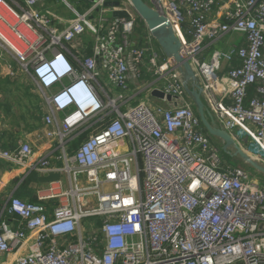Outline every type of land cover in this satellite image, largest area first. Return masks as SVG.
<instances>
[{"label":"built area","instance_id":"built-area-1","mask_svg":"<svg viewBox=\"0 0 264 264\" xmlns=\"http://www.w3.org/2000/svg\"><path fill=\"white\" fill-rule=\"evenodd\" d=\"M62 1L72 18L54 2L0 0V76L26 77L58 149L33 159L22 141L0 146V160L61 173L36 201L9 197L3 214L19 223L0 222V264L20 248L11 264H264V181L223 163L184 72L132 0H88L84 10ZM160 2L196 73L189 85L264 165V0ZM109 9L128 16L106 19ZM232 32L244 42L205 60Z\"/></svg>","mask_w":264,"mask_h":264},{"label":"water","instance_id":"water-1","mask_svg":"<svg viewBox=\"0 0 264 264\" xmlns=\"http://www.w3.org/2000/svg\"><path fill=\"white\" fill-rule=\"evenodd\" d=\"M132 2L135 10L139 13L141 18L147 24L148 28L152 31L163 52L166 55L173 57L178 63L179 69L184 72L186 78L185 88L192 96L197 113L200 116L201 122L206 132L211 137L217 138L222 142V149L225 152L241 158L246 164L253 167L264 176V165L251 157L236 141L232 134H230L229 131L215 122L212 112L208 109L206 103L203 100L201 85L196 83L192 87L189 85V82H195L197 80V76L188 59L181 55V42L177 37L169 19L165 15L160 14L145 0H132ZM104 5L107 7L118 6L119 1H106ZM102 16L106 19H114L127 17L128 13L123 10L109 9ZM160 23L165 24L157 27V25ZM96 60L99 61L98 56L96 57ZM152 95L155 97H164V93L159 90H154ZM170 98L171 96L168 95V99ZM60 177L61 173L59 171H50L39 174L38 180L41 183H47L57 181L60 179Z\"/></svg>","mask_w":264,"mask_h":264},{"label":"rangeland","instance_id":"rangeland-1","mask_svg":"<svg viewBox=\"0 0 264 264\" xmlns=\"http://www.w3.org/2000/svg\"><path fill=\"white\" fill-rule=\"evenodd\" d=\"M73 5L80 7V10H84L90 6V2L88 0H82V4L79 3V0H68ZM153 4H158L155 0H152ZM53 7L56 9V12L65 18H72L74 14L72 12L66 11V5L62 0H53ZM146 2L151 5V0H146ZM82 6V7H81ZM162 12V10H161ZM95 18H99L98 12L94 13ZM139 24H146L145 22H139ZM244 42V35L237 32H232L227 34L223 39L216 42L213 46L207 49V56L204 58L205 60H209L208 57L214 52L215 50H228L233 44H242ZM156 49L159 52L160 56L162 57V52L160 46L156 44ZM0 76V127L4 130H9L8 127L10 126L11 130L13 129H21L23 132L30 129L32 126H36L40 124V118L38 116H34V112L37 109V96L32 92L31 88L24 87L21 81H25L26 77L21 74L20 80L18 79H11ZM28 83V81H26ZM24 83V82H23ZM116 92H120V88L115 87ZM144 94H142L136 101L142 98ZM155 104H163L162 101L157 100L155 98L152 99ZM136 101H133L135 103ZM5 132V131H3ZM213 138V137H212ZM211 141L217 145L218 147L222 145V142L214 138ZM223 146V145H222ZM222 146L220 147L222 149ZM220 149L221 157L223 159V163L225 165L233 166V167H241L244 168L242 165H246L253 175L264 181V176L257 172L253 167L249 166L237 156H233L228 154L227 152H222ZM65 179V176H63ZM87 233V232H85Z\"/></svg>","mask_w":264,"mask_h":264},{"label":"crops","instance_id":"crops-1","mask_svg":"<svg viewBox=\"0 0 264 264\" xmlns=\"http://www.w3.org/2000/svg\"><path fill=\"white\" fill-rule=\"evenodd\" d=\"M51 2H53V0H45L46 5L50 4ZM153 8H155L154 5ZM63 23L64 22L58 23V25L63 26ZM87 38H88L87 36H82L81 39H78L76 41L78 47H81L84 41L87 40ZM89 53L90 52H88V54ZM21 83L24 87L31 88V86L28 85L27 83H23L22 81ZM34 94L37 96V100H36L37 109L35 110L33 115L38 117L40 115L39 117L40 124L36 126H32L30 129H28L25 132H23L21 129L18 128L11 130L10 126H6L9 128V130H6L5 128L3 130L0 127V146L5 149H11L15 146H18L20 142L26 141L35 150L34 155L32 157L33 159H37L43 155L54 156V154L58 152L57 141L44 136L45 129L47 128V127L45 128V124H44V114L46 112V107L44 106L41 98L36 93ZM215 122L218 125H220L216 121V119ZM32 171L34 170H31L27 166L13 167L9 162L0 160V222L1 220H8L10 221L11 225H15V226L19 223L18 218L17 219L15 217L8 218L6 215H4L3 208L5 204L8 202L9 197L11 195L17 194L20 186L23 184L24 180L29 176V174ZM46 184L39 182L37 178L36 181H33L29 185V188H31L33 192L36 193L39 187L46 186ZM22 198L30 199L28 197H22ZM52 202L53 201H50L49 203ZM22 252H25V249L23 248L15 249L13 252L3 256L2 260L4 259L8 260L9 261L8 264H11L10 263L11 260Z\"/></svg>","mask_w":264,"mask_h":264},{"label":"trees","instance_id":"trees-1","mask_svg":"<svg viewBox=\"0 0 264 264\" xmlns=\"http://www.w3.org/2000/svg\"><path fill=\"white\" fill-rule=\"evenodd\" d=\"M7 80L10 81L9 78H7ZM41 110V109H40ZM40 117V115H39ZM222 146V145H221ZM222 152L224 153L225 151L223 149H221ZM244 168L248 169V167L246 165H242ZM258 172V171H257ZM38 178V173L35 171H32L29 176L24 180L23 184L20 186L19 191L17 192V196L18 197H28L30 198V200L32 201H36L37 200V196L36 194L33 192V190L31 188H29V185L33 182L36 181V179Z\"/></svg>","mask_w":264,"mask_h":264},{"label":"bare ground","instance_id":"bare-ground-1","mask_svg":"<svg viewBox=\"0 0 264 264\" xmlns=\"http://www.w3.org/2000/svg\"><path fill=\"white\" fill-rule=\"evenodd\" d=\"M158 4H155L154 3V9L155 10H157L160 14H165L164 12H163V10H162V4H161V2H160V0H155ZM161 10H162V12H161ZM171 17V20H175L176 19V16L175 15H171L170 16ZM165 23H160V24H158L157 25V27H160V26H162V25H164Z\"/></svg>","mask_w":264,"mask_h":264}]
</instances>
